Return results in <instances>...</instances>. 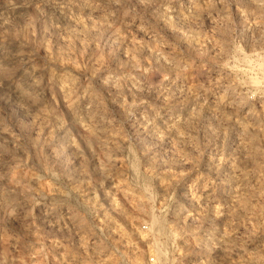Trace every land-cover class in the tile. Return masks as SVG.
<instances>
[{
    "label": "rangeland",
    "instance_id": "374dc122",
    "mask_svg": "<svg viewBox=\"0 0 264 264\" xmlns=\"http://www.w3.org/2000/svg\"><path fill=\"white\" fill-rule=\"evenodd\" d=\"M256 1L0 0V264H264Z\"/></svg>",
    "mask_w": 264,
    "mask_h": 264
},
{
    "label": "bare ground",
    "instance_id": "6f19581e",
    "mask_svg": "<svg viewBox=\"0 0 264 264\" xmlns=\"http://www.w3.org/2000/svg\"><path fill=\"white\" fill-rule=\"evenodd\" d=\"M258 1V0H257ZM256 1V3H258ZM264 1V0H263ZM260 3V2H259ZM261 4H263V2L261 3ZM167 6V5H166ZM199 7V6H198ZM257 7H258V9L259 8H261V5L260 4H257ZM195 8V7H194ZM208 8V7H207ZM263 8V7H262ZM164 9V8H163ZM168 11V10H167ZM199 11V10H198ZM180 15V14H179ZM192 17V16H191ZM184 18V17H183ZM184 20V19H183ZM197 43V42H196ZM194 45V44H193ZM196 45H198V43L196 44ZM190 47H191V45H190ZM246 54V53H245ZM159 59V58H158ZM249 58H248V56H247V54L245 55V57H244V60L243 61H245L244 62V64L245 63H248L249 64V62H246L247 60H248ZM165 62V61H164ZM169 64H171V63H169ZM172 65V64H171ZM252 65V64H251ZM172 67H173V65H172ZM246 67H248V65L246 66ZM245 67V68H246ZM252 67V66H251ZM254 67V66H253ZM243 68V67H242ZM244 68V70H246ZM248 68H250V64H249V67ZM247 68V70H249ZM27 76H29V75H27ZM256 76V77H255ZM261 76V75H260ZM258 77L259 76H257V75H248L247 77H246V79H245V81L248 83V85H249V87H251V89H252V87L255 89V88H258V89H262L261 88V80L260 79H258ZM30 78V77H29ZM33 78V77H32ZM112 79V78H111ZM118 80V79H117ZM198 80V79H197ZM104 82H106L105 80H104ZM103 82V83H104ZM172 82V81H171ZM111 83V82H110ZM195 83H197V82H195ZM105 84V83H104ZM108 84V83H107ZM105 86V85H104ZM110 86V85H109ZM191 86V85H190ZM179 87V86H178ZM188 88H189V85L187 86ZM113 88V87H112ZM186 88V87H185ZM17 89V88H16ZM111 89V88H110ZM180 89V88H179ZM22 90V89H21ZM184 90V87H183V89H182V91ZM15 91V90H14ZM178 91V90H177ZM182 91H181V93H182ZM189 92H187V88H186V91L185 92H187L186 94H187V101L189 102V103H193V102H195L196 100H197V98H198V96H199V90L197 89V88H193V89H191V90H188ZM20 93V92H19ZM21 94H22V92H21ZM185 95V94H184ZM183 95V96H184ZM168 96V95H167ZM160 97V96H159ZM169 97V96H168ZM185 97V96H184ZM171 98H172V96H171ZM181 99V98H180ZM167 100V99H166ZM182 100V99H181ZM178 101V100H177ZM184 101V100H183ZM186 101V102H187ZM172 102V101H171ZM179 103H180V101H178ZM182 102V101H181ZM91 103V102H90ZM184 103V102H183ZM195 104H197V103H195ZM192 105V104H191ZM93 106V105H92ZM181 106V105H180ZM188 106V105H187ZM195 106V105H194ZM199 106V105H198ZM183 107V106H182ZM186 107V106H185ZM189 107V106H188ZM210 107V106H209ZM87 108V107H86ZM181 108V107H180ZM198 109V108H197ZM201 109V108H200ZM200 109H198V110H200ZM213 109V108H212ZM217 109V108H216ZM216 109L214 110V112H216ZM70 110H71V108H70ZM182 110H183V108H182ZM191 110V109H190ZM189 110V111H190ZM195 110V109H194ZM184 112V111H183ZM212 113H213V110L211 111ZM92 113V112H91ZM171 113V112H170ZM175 113V112H174ZM182 113V112H181ZM72 114H73V112H72ZM164 114V113H163ZM173 114V113H172ZM184 114H185V112H184ZM175 115V116H173V115H171L170 116V119L169 120H167V116L165 117L166 118V120L164 121V122H166V127H168L167 129L168 130H174L175 128H176V126L177 125H179V123H181V122H184L185 121V119H186V116L185 115ZM74 115V114H73ZM165 115H166V113H165ZM168 115V114H167ZM190 116H191V114H189ZM188 115V116H189ZM205 115V114H204ZM217 115V114H216ZM195 116V115H194ZM162 117H163V115H162ZM197 118H199V117H197ZM189 119V118H188ZM98 120V119H97ZM153 120V119H152ZM158 120H159V118H158ZM162 120V119H161ZM160 121V120H159ZM163 121V120H162ZM258 122V121H257ZM163 123V122H162ZM186 123V122H185ZM193 123V122H192ZM227 123V122H226ZM159 124H161V123H159ZM100 125V124H99ZM157 125V124H156ZM92 126V125H91ZM158 126V125H157ZM161 126V125H160ZM185 126V125H184ZM183 126V127H184ZM256 126V125H255ZM165 127V128H166ZM178 127H180V126H178ZM177 127V128H178ZM144 128H145V126H144ZM147 128V127H146ZM145 128V129H146ZM152 128H154L153 126H152ZM254 128V127H253ZM258 128V127H257ZM149 129V128H148ZM151 129V128H150ZM157 129V128H156ZM166 130V129H165ZM58 131V130H57ZM148 131V130H147ZM146 131V132H147ZM162 131H164V130H162ZM152 132V131H151ZM148 133V132H147ZM156 133V132H155ZM160 133H161V131H160ZM166 133V132H165ZM169 132H167L166 134H168ZM163 134V132L161 133V135ZM165 134V135H166ZM173 134V133H172ZM177 134V133H176ZM111 135V134H110ZM119 135V134H118ZM118 135H117V137H116V139L118 138ZM149 135V134H148ZM152 135H154V134H151L150 136H152ZM157 135V134H156ZM160 135V136H161ZM178 135V138H179V134H177ZM160 136H158V137H160ZM122 137V136H121ZM164 137V136H163ZM183 138V136H180V138ZM3 138V137H2ZM120 138V137H119ZM119 138L117 139V140H119ZM179 138V139H180ZM110 139V138H109ZM185 139V138H184ZM183 139V140H184ZM113 140H115L114 138H112V141ZM107 141V140H106ZM120 141V140H119ZM115 142V141H114ZM121 142V141H120ZM251 142V141H250ZM240 143V142H239ZM115 144V143H114ZM242 144H243V142H242ZM244 145V149L247 147L246 145H249L248 143L246 144H243ZM112 146V145H111ZM110 146V147H111ZM126 146V145H125ZM243 147V146H242ZM251 147V146H250ZM63 150V149H62ZM57 151V150H56ZM55 152V151H54ZM58 152V151H57ZM55 154V153H54ZM59 154V153H58ZM60 155V154H59ZM127 155V157H128V154H126ZM134 157V156H133ZM129 159V158H128ZM218 159V158H217ZM228 159V158H227ZM220 160V159H219ZM132 161V160H131ZM130 161V163H132ZM214 161V160H213ZM223 161V160H222ZM226 161V160H225ZM228 161V160H227ZM134 162V161H133ZM220 162V161H219ZM134 164V163H133ZM137 164V163H136ZM231 164V163H230ZM227 165V164H226ZM225 165V166H226ZM233 165V164H232ZM221 166V165H220ZM7 167V166H6ZM215 167H217V166H215ZM228 167V166H227ZM238 167V166H237ZM12 168V167H11ZM222 168V167H221ZM236 168V167H235ZM7 169V168H6ZM131 169V171H132V173L133 174H136V169H138V168H136V166H135V164H134V166L132 165V167L130 168ZM210 169V168H209ZM212 169V168H211ZM218 169V168H217ZM220 169V168H219ZM214 171H216L215 169H213ZM226 170H227V168H226ZM138 171V170H137ZM212 171V170H211ZM239 172V171H238ZM237 172V170L236 169H234V168H229V172H227L228 173V178H230L229 180H238L240 177H239V175L241 176V174H243V173H238ZM218 173V172H217ZM225 173V172H224ZM223 174V173H222ZM226 176V175H225ZM226 179V178H225ZM36 180V179H35ZM34 180V181H35ZM24 181V180H23ZM228 181V180H227ZM240 181V180H239ZM237 183V182H236ZM235 183V184H236ZM239 184V183H238ZM137 185V184H136ZM243 185V184H242ZM243 187H239L238 185L237 186H235L234 188H232V200H237V199H241V197L239 198V196H241L240 195V193L243 191V189H242ZM9 189V188H8ZM210 190V189H209ZM208 190V191H209ZM242 190V191H241ZM13 191V190H12ZM184 193V192H183ZM206 193V192H205ZM173 194V193H172ZM182 194V193H181ZM186 194V193H185ZM188 194V193H187ZM208 194V193H207ZM207 194H206V196H207ZM209 195V194H208ZM182 196V195H181ZM180 196V198H182V200H183V197L185 198V199H187V200H189V197L187 196V195H183V197H181ZM151 197V196H150ZM171 197V196H170ZM192 198V197H191ZM3 199V198H2ZM5 199V198H4ZM172 199H173V197H172ZM7 200V199H6ZM5 200V201H6ZM10 200V199H9ZM175 200V199H174ZM1 201H3V200H1ZM4 201V202H5ZM16 201V200H15ZM52 201V200H51ZM184 201V200H183ZM190 201V200H189ZM188 201V202H189ZM11 202V201H10ZM170 202V201H169ZM187 202V203H188ZM2 203L3 202H0V205H2ZM53 203V202H52ZM171 203V202H170ZM173 203V202H172ZM234 203V202H233ZM7 204H8V202H7ZM42 205V204H41ZM179 205V204H178ZM181 205V204H180ZM2 206H5V205H2ZM1 207V206H0ZM3 209H4V207H3ZM55 209V208H54ZM6 210V209H5ZM168 210V208L166 207V205H164L163 206V208H161V210H154V211H152V212H150L151 213V230L152 231H154V230H164V229H167V223H166V218H165V212ZM182 210V209H181ZM212 211V210H211ZM216 211V210H215ZM180 212V211H179ZM50 215H52V214H50ZM213 215V214H212ZM47 216V215H46ZM221 216V215H220ZM53 217V216H52ZM183 218V217H182ZM48 219V218H47ZM53 221H54V219H53ZM55 222V221H54ZM168 230L170 231V233H173V230L172 229H170V228H168ZM205 246V245H204ZM23 247V246H22ZM27 250V249H26ZM155 252L158 254V256H159V258H160V263L159 264H173V258L171 257V253H170V248H169V244L168 243H164V244H159V243H156V245H155Z\"/></svg>",
    "mask_w": 264,
    "mask_h": 264
},
{
    "label": "built area",
    "instance_id": "2783aa9c",
    "mask_svg": "<svg viewBox=\"0 0 264 264\" xmlns=\"http://www.w3.org/2000/svg\"><path fill=\"white\" fill-rule=\"evenodd\" d=\"M251 56L254 66L260 71L259 74L261 75L262 85L264 87V47L259 51L254 52Z\"/></svg>",
    "mask_w": 264,
    "mask_h": 264
}]
</instances>
